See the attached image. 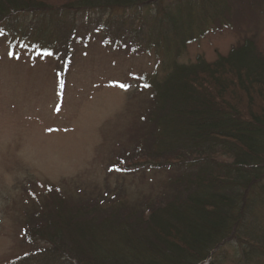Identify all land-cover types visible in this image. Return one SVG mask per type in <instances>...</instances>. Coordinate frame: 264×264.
<instances>
[{
    "label": "trees",
    "instance_id": "trees-1",
    "mask_svg": "<svg viewBox=\"0 0 264 264\" xmlns=\"http://www.w3.org/2000/svg\"><path fill=\"white\" fill-rule=\"evenodd\" d=\"M85 2L146 17L139 25L149 27L146 38L132 49H154L163 69L142 77L150 95L138 114L135 145L123 167L111 168L166 178L158 193L135 201L109 191L108 199L38 201L25 231L32 248L8 264H212L232 244L236 260L263 258L264 224L256 212L264 206V41L253 33L215 60L180 58L211 31L261 28L264 0ZM45 4L0 0V33L67 61L70 41L56 46L42 31L31 37L13 27L20 15L38 10L60 17ZM115 16L109 28L128 21Z\"/></svg>",
    "mask_w": 264,
    "mask_h": 264
},
{
    "label": "rangeland",
    "instance_id": "rangeland-1",
    "mask_svg": "<svg viewBox=\"0 0 264 264\" xmlns=\"http://www.w3.org/2000/svg\"><path fill=\"white\" fill-rule=\"evenodd\" d=\"M73 1L45 0V7L58 9L60 17L38 10L13 24L31 37L42 31L56 46L70 41L67 61L63 53L42 56L29 41L0 33V264L32 248L25 231L38 201L60 196L97 200L107 191L135 201L158 193L166 178L111 168L123 167L135 145L138 114L150 95L142 89V77L163 69L154 49H132L146 38L149 27H139L146 17L142 11L115 12ZM113 14L127 23L109 28ZM260 25L211 31L189 44L180 60L194 61L198 55L215 60L253 33L264 41V23ZM256 213L264 224V206ZM241 256L236 260L235 244L228 245L212 264H246ZM260 256L252 264H264Z\"/></svg>",
    "mask_w": 264,
    "mask_h": 264
}]
</instances>
